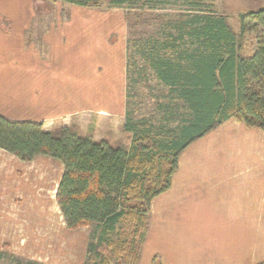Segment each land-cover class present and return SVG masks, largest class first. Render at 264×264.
<instances>
[{
  "label": "crops",
  "instance_id": "0c3cea01",
  "mask_svg": "<svg viewBox=\"0 0 264 264\" xmlns=\"http://www.w3.org/2000/svg\"><path fill=\"white\" fill-rule=\"evenodd\" d=\"M36 3L0 0V116L44 130L74 123L96 139L123 132L122 8L68 5L67 17L41 30ZM62 172L50 156L22 161L0 148V250L43 264L84 263L90 226L66 227L55 199ZM155 256L160 264H264L263 130L230 118L183 149L170 187L150 201L137 264Z\"/></svg>",
  "mask_w": 264,
  "mask_h": 264
},
{
  "label": "trees",
  "instance_id": "16d2710c",
  "mask_svg": "<svg viewBox=\"0 0 264 264\" xmlns=\"http://www.w3.org/2000/svg\"><path fill=\"white\" fill-rule=\"evenodd\" d=\"M112 1L109 7L122 8L127 0ZM133 1L124 11L127 86L120 126L129 144L113 130L96 139L92 128L84 131L74 123L44 130L41 123L0 116L1 149L22 161L46 155L63 164L55 199L68 229L90 226L83 264H137L150 201L170 187L179 154L191 142L230 118L264 131V6L239 14L235 31L224 15L209 9L208 0H174L190 8L171 26L141 9L170 0ZM61 2L100 7L82 0ZM61 9L60 18L67 17L63 5ZM154 20L160 21V30L146 33ZM248 33L255 35V46L244 56ZM131 46L144 62L139 76L148 68L164 89L166 102L159 105L164 117L157 124L131 117L138 68L128 54ZM3 250L0 258L10 256L15 264H43L15 256L6 245ZM152 264H160L156 256Z\"/></svg>",
  "mask_w": 264,
  "mask_h": 264
},
{
  "label": "rangeland",
  "instance_id": "374dc122",
  "mask_svg": "<svg viewBox=\"0 0 264 264\" xmlns=\"http://www.w3.org/2000/svg\"><path fill=\"white\" fill-rule=\"evenodd\" d=\"M87 1V3H97L100 8L109 7L112 4V0H82ZM210 3V8L213 12L218 15H224L227 19L229 25L237 30L239 27V14L245 13L251 10H257L264 6V0H208ZM122 6V10L127 11L128 7L132 4H135L133 0L125 1ZM142 2V1H140ZM37 13L36 18H42L46 21L42 24H36L35 27L38 29L44 30L46 27L54 20L55 18H60L59 12L62 10L67 11V3H62L61 0H55L52 2L51 0H37ZM62 4V5H61ZM188 3L184 1H174L170 0L164 3H156L153 8H148L146 5L141 6V9L148 10L149 14H155L161 16L162 24L167 25L174 24L179 19V14H185L187 12ZM160 21L154 20L150 23V26L146 29V33H156L160 30V25L158 24ZM167 26L168 28H171ZM165 26V29H167ZM172 29V28H171ZM39 30L32 29L31 34L33 36H37L39 34ZM35 34V35H34ZM147 35V34H146ZM130 42V41H129ZM132 43V42H131ZM244 46L243 53H249L255 46V35L253 33H248L244 37ZM130 45V43H129ZM128 54H130L135 59V66L138 67L137 71L133 72V77L136 83L133 85V89L131 90V98L130 102V111L131 117L134 119L139 118H148V120L152 123L159 122V120L164 117V115L160 112L159 105L164 104L166 102V98L163 97L164 89L159 85L158 81L155 79L152 72L147 68L145 71V75L141 74L139 76V66L144 64L143 60L135 54L133 46L129 47ZM134 67V66H133ZM173 124H175L173 122ZM112 126L113 123H111ZM58 126V125H57ZM106 126V125H105ZM117 138L120 139L123 143L129 144L130 140L128 138V134L126 132H117V128L115 130ZM0 252H4L0 251ZM7 252V251H6ZM16 262L7 255H4L0 258V264H15Z\"/></svg>",
  "mask_w": 264,
  "mask_h": 264
}]
</instances>
